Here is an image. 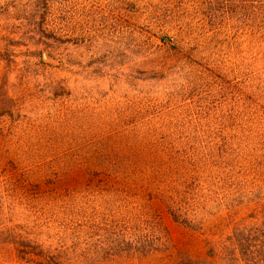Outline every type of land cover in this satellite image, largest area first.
Segmentation results:
<instances>
[{
	"label": "rangeland",
	"instance_id": "374dc122",
	"mask_svg": "<svg viewBox=\"0 0 264 264\" xmlns=\"http://www.w3.org/2000/svg\"><path fill=\"white\" fill-rule=\"evenodd\" d=\"M34 1L40 30L0 16V264H33L14 238L63 264H235L226 210L178 223L132 166L190 134L223 188L264 194V51L244 1L0 0Z\"/></svg>",
	"mask_w": 264,
	"mask_h": 264
},
{
	"label": "trees",
	"instance_id": "16d2710c",
	"mask_svg": "<svg viewBox=\"0 0 264 264\" xmlns=\"http://www.w3.org/2000/svg\"><path fill=\"white\" fill-rule=\"evenodd\" d=\"M243 1L237 3L239 5L236 11L244 16L243 24L249 32V45L253 51L257 48L264 51V0ZM48 9L50 7L47 4L41 6L37 1L26 7L0 2L1 17L5 20L26 21L34 31L40 27V20L43 22L47 19ZM171 26L166 24L165 27ZM42 27L41 24V29ZM165 35L166 40H159L164 48L183 55V46H180L183 40L179 43L176 36ZM161 135L166 140L163 148L158 147V151H153L146 159L132 166L134 171L141 172L147 178L151 193L157 195L167 212L178 223H191L188 213L212 206L226 210L229 215L230 234L220 254L226 260L232 258L235 264H264V194L250 197L247 191L223 188L209 172L210 164L217 162L219 154L214 148L207 150L199 146L190 134L186 138L180 136L184 134L173 132ZM248 204H254L253 211L246 217L237 218L234 212ZM7 243L16 247L22 260L28 259L33 264H63L60 256L62 253L56 255L50 250L16 238L8 240ZM75 259V264L94 263L83 256Z\"/></svg>",
	"mask_w": 264,
	"mask_h": 264
},
{
	"label": "water",
	"instance_id": "95a60500",
	"mask_svg": "<svg viewBox=\"0 0 264 264\" xmlns=\"http://www.w3.org/2000/svg\"><path fill=\"white\" fill-rule=\"evenodd\" d=\"M2 42V40L0 39V43ZM43 58L46 61H52V59L49 57L47 52H43Z\"/></svg>",
	"mask_w": 264,
	"mask_h": 264
}]
</instances>
